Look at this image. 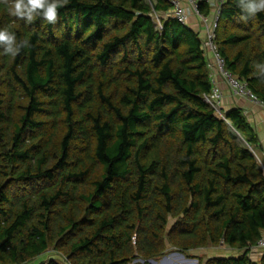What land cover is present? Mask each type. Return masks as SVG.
I'll return each mask as SVG.
<instances>
[{
	"label": "trees",
	"instance_id": "1",
	"mask_svg": "<svg viewBox=\"0 0 264 264\" xmlns=\"http://www.w3.org/2000/svg\"><path fill=\"white\" fill-rule=\"evenodd\" d=\"M220 2L225 69L264 101V13ZM10 4L0 26L31 47L0 54V264L52 248L70 264H152L210 245L234 253L199 264H264L260 139L240 107L206 101L201 32L167 0H66L56 24L31 25Z\"/></svg>",
	"mask_w": 264,
	"mask_h": 264
},
{
	"label": "built area",
	"instance_id": "2",
	"mask_svg": "<svg viewBox=\"0 0 264 264\" xmlns=\"http://www.w3.org/2000/svg\"><path fill=\"white\" fill-rule=\"evenodd\" d=\"M173 4L172 15L179 22L183 24H188L189 18H191L192 13H195L200 17L202 22L204 23V29L201 34L204 40V47L207 52V56L209 59V67H210V76L213 84L212 92L209 95L205 96L206 101L218 112L221 113L224 93L222 89L219 87L215 80V76L212 73L213 68H217V70L222 74L223 78L226 80L228 85L230 86L232 92L236 96H240L242 98H247L252 102L261 105L264 107V101H261L257 95L250 90L245 82L240 81L235 75L225 69V60L220 55L217 45L215 43L216 37V27L217 20L219 17L220 9V1L214 0L212 2V6L214 7L213 15L209 17H205L199 12V2L200 0H167ZM187 3V5L184 4ZM161 27V24H160ZM211 57L215 60V66L211 62ZM258 250L264 252V235L258 241L257 246L255 247Z\"/></svg>",
	"mask_w": 264,
	"mask_h": 264
},
{
	"label": "clouds",
	"instance_id": "3",
	"mask_svg": "<svg viewBox=\"0 0 264 264\" xmlns=\"http://www.w3.org/2000/svg\"><path fill=\"white\" fill-rule=\"evenodd\" d=\"M65 3L66 0H11L7 15L25 25H31L37 19L46 21L47 24H56L59 10ZM235 4L242 12V19L264 13V0H235ZM30 47V39L18 40L10 26H0V54L16 57L23 49ZM254 69L258 78L264 79V62L256 63Z\"/></svg>",
	"mask_w": 264,
	"mask_h": 264
},
{
	"label": "crops",
	"instance_id": "4",
	"mask_svg": "<svg viewBox=\"0 0 264 264\" xmlns=\"http://www.w3.org/2000/svg\"><path fill=\"white\" fill-rule=\"evenodd\" d=\"M187 5L186 2H184ZM191 24L194 23L195 18L191 16ZM189 24L193 27L196 31L202 33L203 28L197 29L193 25ZM197 24V23H196ZM195 24V25H196ZM197 26V25H196ZM211 62L215 66V60L211 57ZM212 73L215 76V80L219 87L222 89L224 93L222 109L227 110L234 107H240L243 110L244 115L248 118L249 122L251 123L252 127L255 129L256 133L260 139V151H259V159L264 161V107L259 104L252 102L247 98H242L240 96H236L226 80L223 78L222 74L217 70V68L212 69ZM256 252H259L260 255L263 253L261 250L256 248L252 251V256L256 255ZM255 258V257H254ZM256 259V258H255Z\"/></svg>",
	"mask_w": 264,
	"mask_h": 264
},
{
	"label": "rangeland",
	"instance_id": "5",
	"mask_svg": "<svg viewBox=\"0 0 264 264\" xmlns=\"http://www.w3.org/2000/svg\"><path fill=\"white\" fill-rule=\"evenodd\" d=\"M191 16L195 18V21L194 23L191 24V19L189 18L188 24L191 25L194 24L193 26L199 30L200 28L204 29V23L202 22L200 17H198V15H196L195 13H192ZM158 17L159 16H156L155 19L157 18V21L159 23L158 25H160V21L158 20L159 19ZM231 253H234V251L223 245L222 246L210 245L200 249H195L187 253H183L180 252L179 250L169 248L168 251L165 253V255H163L162 257L156 260L155 264H194V262H196V264H199L198 258L202 260H206L209 257L230 255ZM259 256H260L259 252H256V255L254 254L255 258H258ZM49 258H55L60 264H70V261L68 260L66 255H64L63 252L55 251L53 248L47 254L42 256L40 260H38L37 262L41 260L45 261L48 260ZM37 262H35V264H37Z\"/></svg>",
	"mask_w": 264,
	"mask_h": 264
},
{
	"label": "water",
	"instance_id": "6",
	"mask_svg": "<svg viewBox=\"0 0 264 264\" xmlns=\"http://www.w3.org/2000/svg\"><path fill=\"white\" fill-rule=\"evenodd\" d=\"M150 262H151L152 264H155V263H156V260H150Z\"/></svg>",
	"mask_w": 264,
	"mask_h": 264
},
{
	"label": "bare ground",
	"instance_id": "7",
	"mask_svg": "<svg viewBox=\"0 0 264 264\" xmlns=\"http://www.w3.org/2000/svg\"><path fill=\"white\" fill-rule=\"evenodd\" d=\"M194 264H196V262H194Z\"/></svg>",
	"mask_w": 264,
	"mask_h": 264
}]
</instances>
